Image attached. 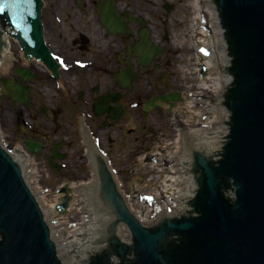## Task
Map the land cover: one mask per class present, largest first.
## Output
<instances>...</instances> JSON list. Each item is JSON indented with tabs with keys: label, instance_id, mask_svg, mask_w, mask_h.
<instances>
[{
	"label": "water",
	"instance_id": "obj_1",
	"mask_svg": "<svg viewBox=\"0 0 264 264\" xmlns=\"http://www.w3.org/2000/svg\"><path fill=\"white\" fill-rule=\"evenodd\" d=\"M215 4L233 79L225 95L230 117L220 159L194 154L199 177L192 210L181 218H163L152 228L143 227L128 211L111 174L101 167L100 196L116 215L109 229L111 254L120 264H264V0H215ZM41 5L40 0H0V19L17 31L13 36L26 53L30 48L45 49ZM25 95L26 90L23 100ZM26 146L30 152L38 147L31 141ZM89 179L90 175L80 181ZM81 191L76 187V192ZM68 200L65 196L58 206L60 213ZM90 202L87 196L86 207L94 214ZM77 208L73 205L72 224L81 216ZM79 209L84 212L82 205ZM88 217H81L82 232ZM118 222L132 232L130 247L115 236ZM0 236V264H61L18 164L1 145ZM130 252L135 255L132 262L127 258ZM91 264L109 262L106 257Z\"/></svg>",
	"mask_w": 264,
	"mask_h": 264
},
{
	"label": "flooded vegetation",
	"instance_id": "obj_2",
	"mask_svg": "<svg viewBox=\"0 0 264 264\" xmlns=\"http://www.w3.org/2000/svg\"><path fill=\"white\" fill-rule=\"evenodd\" d=\"M189 12V0H44V42L57 71L48 69L49 60H28L16 44L4 41L7 55L0 62L7 69L0 78L28 85L29 105L16 98L12 102L0 84L1 129H10L5 135L12 143L25 138L43 143L40 158L63 177L81 175L85 168L89 173L91 166L81 162H97L101 153L136 156L140 148L128 153L114 137H133L141 147L146 117L162 118L165 108L155 99L180 88L174 55L185 40ZM64 15L66 20L73 16L71 28L62 25ZM113 24L124 32L115 33ZM17 67L23 74L16 73ZM12 91L17 94L14 87ZM120 123L127 125L126 131ZM86 129L95 143L84 142ZM55 154L60 157L57 166L52 163Z\"/></svg>",
	"mask_w": 264,
	"mask_h": 264
},
{
	"label": "rangeland",
	"instance_id": "obj_3",
	"mask_svg": "<svg viewBox=\"0 0 264 264\" xmlns=\"http://www.w3.org/2000/svg\"><path fill=\"white\" fill-rule=\"evenodd\" d=\"M61 11L63 12V10L61 9ZM64 13V12H63ZM190 13H191V11H190ZM190 13H189V15H190ZM64 23L62 22V25H64V26H66V27H68V28H71V26L69 25V23H70V21L72 22V23H74L75 24V20L73 19V16H70V17H68V19L66 20L65 19V15H64ZM75 29H76V26H75ZM187 37L189 38L190 37V35L188 34V32H187ZM180 43L181 42H179L178 43V45H180ZM179 79H182V78H179ZM155 117V118H154ZM168 118L170 119L171 117L170 116H168V114H163V116H162V118H160V119H158V117H157V115H150V116H147L146 117V121H147V123H146V125L145 126H143V129H142V134L143 135H146V133H150L151 132V128L153 127V125H156V123H155V121H157V126H158V130H164V128H163V125H165V123L168 121ZM154 119H156V120H154ZM9 129V128H8ZM147 129V130H146ZM10 130V129H9ZM9 130L7 131V132H4V133H6V134H8L9 133ZM146 130V131H145ZM153 131V130H152ZM6 136V135H5ZM7 137V136H6ZM5 137V138H6ZM7 139V138H6ZM8 140V139H7ZM145 141V140H144ZM151 144V142L149 143V144H146L147 146H149ZM117 157V156H116ZM121 157V156H120ZM122 157H125L124 155H122ZM77 163H79V162H77ZM81 163H84V165L86 164V162H81ZM120 165H117L116 167L117 168H119L120 166L121 167H123V165H122V162H120L119 163ZM49 172V171H48ZM121 173V172H120ZM49 175L48 176H45V179L43 180V182H42V184L43 185H47V186H50V187H52V188H54V187H56V186H58L59 184H61V183H63V182H78V181H80V180H83V179H85V178H88V171H87V169L85 168V170L83 171V175L81 174V175H78V176H73V177H63V176H61V175H54V173H52V172H49L48 173ZM121 175V178L122 179H124V180H126V179H128L129 181L128 182H132V180H135V178H133V177H131V178H133V179H131L130 177H127L126 175H125V173L124 174H120Z\"/></svg>",
	"mask_w": 264,
	"mask_h": 264
},
{
	"label": "bare ground",
	"instance_id": "obj_4",
	"mask_svg": "<svg viewBox=\"0 0 264 264\" xmlns=\"http://www.w3.org/2000/svg\"><path fill=\"white\" fill-rule=\"evenodd\" d=\"M5 68V67H4ZM6 70V69H5Z\"/></svg>",
	"mask_w": 264,
	"mask_h": 264
}]
</instances>
